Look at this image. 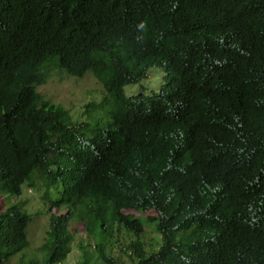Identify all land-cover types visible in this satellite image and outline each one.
Here are the masks:
<instances>
[{
  "label": "trees",
  "instance_id": "16d2710c",
  "mask_svg": "<svg viewBox=\"0 0 264 264\" xmlns=\"http://www.w3.org/2000/svg\"><path fill=\"white\" fill-rule=\"evenodd\" d=\"M58 69L101 83L102 126L43 98ZM23 187L49 214L29 264L72 225L80 264H264V0H0V264L30 245Z\"/></svg>",
  "mask_w": 264,
  "mask_h": 264
},
{
  "label": "rangeland",
  "instance_id": "374dc122",
  "mask_svg": "<svg viewBox=\"0 0 264 264\" xmlns=\"http://www.w3.org/2000/svg\"><path fill=\"white\" fill-rule=\"evenodd\" d=\"M164 83L165 71L159 67H152L149 69L145 79L138 84L126 86L125 92L127 96H134L140 93L152 95L154 93H159ZM39 92L42 94L43 98L48 100L50 103L61 105L67 109L73 120L86 121V118L88 117L87 112H94L89 114V116H91V120L88 121L93 123L92 127H94L98 123L102 126L100 121L103 116L106 118L104 108H100L99 106L103 98H105L106 93L101 83H99L96 77L91 73L87 74L82 79H78L70 76L65 71H61L59 69L54 70L51 72L47 83L39 88ZM90 103L91 105H89ZM42 193V190H32L28 187H23V194L21 195V198L12 199V202L20 199L26 200V209L30 214L34 215V217L28 228V238L30 241L29 247H27L22 254L11 258L4 264H20L22 260H27L24 261L23 264H29L31 259H35L38 263H41L42 254L39 249L45 240L49 224V214L47 213L48 205L42 200ZM2 206L3 201L2 198H0V210ZM54 211L62 214L66 210L62 208ZM125 212L136 217L140 216L139 213L133 210ZM147 214H150L151 216L155 215L153 211ZM75 227L78 228L79 233L76 234L74 238L75 240L71 246V253L62 264H80L82 261V249L80 242L82 241L85 244H91V241L88 239L80 237L83 232L82 226L72 225L71 230L73 231ZM146 239L148 241L154 239V245L159 247L158 236L152 229H147ZM86 250L88 258L92 259V249L88 247Z\"/></svg>",
  "mask_w": 264,
  "mask_h": 264
}]
</instances>
